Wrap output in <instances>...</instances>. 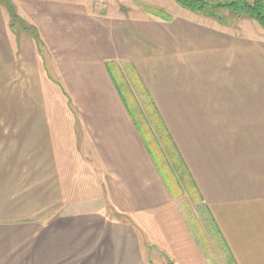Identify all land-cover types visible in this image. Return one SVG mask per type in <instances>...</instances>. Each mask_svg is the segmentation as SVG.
Listing matches in <instances>:
<instances>
[{"label":"crops","instance_id":"1","mask_svg":"<svg viewBox=\"0 0 264 264\" xmlns=\"http://www.w3.org/2000/svg\"><path fill=\"white\" fill-rule=\"evenodd\" d=\"M144 2L11 0L38 42L0 4V264H264V29ZM21 67L58 91L38 116L20 115ZM129 102L156 112L227 259Z\"/></svg>","mask_w":264,"mask_h":264},{"label":"rangeland","instance_id":"2","mask_svg":"<svg viewBox=\"0 0 264 264\" xmlns=\"http://www.w3.org/2000/svg\"><path fill=\"white\" fill-rule=\"evenodd\" d=\"M85 1H92L96 5H99V7L104 6L110 11V13H115L118 16H119V13L125 14V15L128 14V16L132 15L133 17L142 16L146 12L145 7H147L144 4L145 3L144 0H85ZM153 1H159V0H153ZM210 1L213 3L215 2L222 3V2H228L230 0H210ZM9 2L11 4V0H9ZM3 7L6 8L4 5ZM216 16L218 19H214V20L218 22L220 21L221 22L223 21L225 23L227 22V24L229 23L232 24L237 21H242L243 19H249L245 17L244 15L235 14L230 11L223 10V9L218 10L216 12ZM251 21H254V20H251ZM15 26H16L15 29L20 30V32L22 33V28L19 25V22H16ZM33 76L34 74L31 73L30 70H27L25 68L21 69V72H20V100L21 101H20V109H19L21 117L29 116V115L38 116L42 114L43 109L41 107V102H39V105H38V99H43V93H45L47 95L48 100L53 101V103L55 100H59L58 91L54 89L51 85L50 86L47 85L43 87V86L34 85L33 83H31V81L33 82V78H34ZM127 80H128L127 81L128 86L131 87V89H133L134 91H136L134 87V83H133L135 80L132 79V77H127ZM122 91L123 93H125L123 85H122ZM139 98H140L139 95L136 94V99H139ZM139 100H140V104L147 103L144 97H142ZM131 104H132V101H131ZM131 104L129 102V105L131 106L132 111L135 112V114H137V109L133 107ZM32 105H35V106H32ZM149 110L151 109L144 108V107L139 109V111L143 115H146V113L148 114ZM178 190L181 196L188 197L187 204H183L182 206L185 210L186 215H188V219L191 222V226L193 227V229H195L197 236L198 237L200 236V238L204 240L205 244L208 245L209 248L211 247V250H210L211 257L217 262L227 259V257L224 256V253L222 251L217 250L216 244L218 243V241H217L216 235L214 234L213 229L208 224L206 217L202 215L203 214L202 209L199 208V206L194 205L197 201L195 197L196 195L194 194L192 187L190 186L187 187L185 185L184 186L179 185ZM199 232L201 235L199 234Z\"/></svg>","mask_w":264,"mask_h":264},{"label":"trees","instance_id":"3","mask_svg":"<svg viewBox=\"0 0 264 264\" xmlns=\"http://www.w3.org/2000/svg\"><path fill=\"white\" fill-rule=\"evenodd\" d=\"M177 5L181 8L188 10L192 13L201 14L213 19H218L216 12L218 10H227L235 14L244 15L245 17L254 20L259 24L261 28L264 29V0H230L228 2H211L210 0H174ZM0 4L4 5L9 14L11 26H15L16 22H19L22 30L30 34L35 41L38 42V35L32 27L26 26L21 19L15 13L13 6L10 4L9 0H0ZM216 11V12H215ZM159 15V13H155ZM163 16V15H162ZM135 87V86H134ZM138 87L141 89V85L138 83ZM133 100H135L133 98ZM146 108V107H145ZM148 114L146 113V119L149 121L150 128L154 130L157 138V142L160 143L162 149L171 163L172 171L175 172L181 185H185L182 175V165L177 160L176 150L171 142L169 135L167 134L163 124L160 122L157 114L153 111L152 107L149 108ZM151 111H153L151 116ZM143 115L141 112L137 114L133 113V117ZM186 186V185H185Z\"/></svg>","mask_w":264,"mask_h":264}]
</instances>
